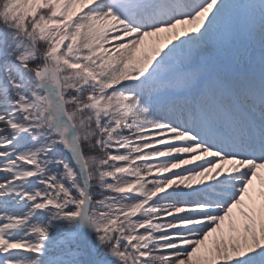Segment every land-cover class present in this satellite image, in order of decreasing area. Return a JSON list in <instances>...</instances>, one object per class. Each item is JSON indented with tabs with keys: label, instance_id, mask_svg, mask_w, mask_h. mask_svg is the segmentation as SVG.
<instances>
[{
	"label": "snow or ice",
	"instance_id": "1",
	"mask_svg": "<svg viewBox=\"0 0 264 264\" xmlns=\"http://www.w3.org/2000/svg\"><path fill=\"white\" fill-rule=\"evenodd\" d=\"M262 170L264 0H0V264H264Z\"/></svg>",
	"mask_w": 264,
	"mask_h": 264
}]
</instances>
